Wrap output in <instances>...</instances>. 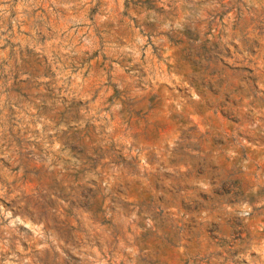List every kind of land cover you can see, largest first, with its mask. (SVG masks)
Listing matches in <instances>:
<instances>
[{"label": "rangeland", "instance_id": "obj_1", "mask_svg": "<svg viewBox=\"0 0 264 264\" xmlns=\"http://www.w3.org/2000/svg\"><path fill=\"white\" fill-rule=\"evenodd\" d=\"M0 264H264V0H0Z\"/></svg>", "mask_w": 264, "mask_h": 264}]
</instances>
